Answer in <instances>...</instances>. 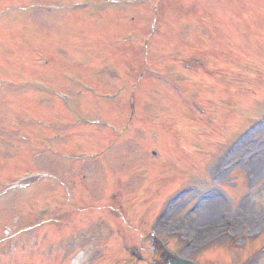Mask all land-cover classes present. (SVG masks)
<instances>
[{"label": "rangeland", "instance_id": "1", "mask_svg": "<svg viewBox=\"0 0 264 264\" xmlns=\"http://www.w3.org/2000/svg\"><path fill=\"white\" fill-rule=\"evenodd\" d=\"M72 1L0 0V11L7 9L0 13V78L13 80L0 83V189L6 188L0 197V241L3 236L20 233L6 245L0 242V264H17V261L18 264H40L29 254L38 246L35 225L44 218H52L56 212L59 217L54 219L61 223L55 227L63 232L55 236L54 230L44 228L39 231H42L41 237L48 234L47 239L50 235L54 239L72 233L75 239L62 243V249L69 251L67 259L59 250V254L44 264H119V258L125 257L124 251L118 248L121 245L135 246L141 258L148 261L149 242L140 241V238H145V230L152 228L169 247L183 255L195 257L203 264L211 258L218 262L222 257L218 259L215 255V245L228 243L227 219L232 222L228 229L235 237L232 243L246 241V236L258 229L262 233L255 241L258 246L264 240V169L252 184H246L247 169L238 162L240 156L233 154L231 165L222 170L219 179L217 176L216 181L213 180L211 172L223 156V147L231 134L258 108L259 112L264 109V102L258 103L254 96L264 97V0H160L158 35L147 42L152 22L148 18L149 7L140 0H127L126 3L120 0L119 6L106 9L108 17H114L116 12L122 19L113 20L109 33L99 29L103 26L104 8L94 9L89 5L82 14L73 13L72 8L66 7ZM89 2H98L100 6L102 1ZM21 3L34 4L35 8L25 12L18 7ZM188 9L191 11L186 13ZM208 10L213 14L211 20H216L210 26ZM125 18L127 22H123ZM221 29L223 33H219ZM133 31L137 32L134 42L122 39L124 33ZM215 35L220 39L215 40ZM82 41L88 43L85 49L89 53L115 56L113 62L118 73L108 66L96 77V81L108 86L111 92L116 91L117 86L123 88V79L131 78L136 82L137 71H130L131 66L139 70L147 63L157 64L156 68L152 67L159 79L156 76L148 78L150 73H145L134 89L135 99L142 104L137 108L140 112L130 113V90L120 94L118 106L106 100L102 105L95 104L94 112L92 105L83 102L87 91L83 90V95L80 90L74 95L86 80H91L89 75L73 73L65 65L77 57L76 50L82 46ZM180 43L191 45L183 46L188 56L199 57L188 68L217 63L215 69L226 75L218 79L217 76H204L205 81L199 83L190 69L183 70L178 63H172L174 67L169 70L171 61L166 54L178 52ZM145 45L147 48L143 47ZM10 46L24 54L11 56ZM218 46L221 51H213ZM143 49L147 56L135 58ZM40 56L49 62L44 63ZM22 57L26 59L24 64ZM9 60L15 62L14 67L6 65ZM34 65L37 68L28 72ZM39 67L41 71L37 73ZM56 70L63 73L67 82ZM175 75L181 77L182 82L185 80L188 91L203 102L206 114L195 111L190 103L178 102L167 82ZM78 76L83 83L71 82L78 80ZM33 81L40 84L36 82L31 88ZM102 88L100 85L99 89ZM154 90H157L155 95ZM55 92H66L68 100L61 101ZM162 92L165 99L160 98ZM69 106L81 125L76 128L78 139L69 137L71 143L65 144L64 150L74 149L76 156L57 155L55 158L61 159L55 161L53 152L46 148L32 150L35 140L51 144L45 139L50 136L51 129L47 125L27 128L28 117L36 115L46 121L44 124H63L69 117L64 107ZM116 107L121 109L115 112L119 114L116 124L123 143L116 145L121 146L118 151L114 144L105 151L107 142L114 138L107 133L110 126L86 121L101 118L110 124L115 119L110 112L105 114L104 111L116 110ZM132 123L135 127L124 132V124ZM254 132L255 136L249 140L261 148L264 122ZM151 151L156 153L153 155ZM74 167L75 170L71 169ZM33 171H40L39 177L46 178L35 181ZM120 171L124 172V180L119 179ZM43 173H49L50 177ZM27 181L32 182V186H16ZM180 188H185L186 193L171 198ZM44 190L46 193L41 195ZM194 196H211L215 200H206L188 217V207ZM171 199L170 209L164 212V205ZM213 203L216 204L215 215L210 219L200 217V211ZM46 206L51 207L48 212ZM159 215L164 223L155 226ZM67 223L73 225L72 229ZM82 239L88 245L82 246ZM185 241L190 243L188 248L184 247ZM100 244L102 246L97 247ZM16 255L19 258L15 261Z\"/></svg>", "mask_w": 264, "mask_h": 264}, {"label": "bare ground", "instance_id": "2", "mask_svg": "<svg viewBox=\"0 0 264 264\" xmlns=\"http://www.w3.org/2000/svg\"><path fill=\"white\" fill-rule=\"evenodd\" d=\"M258 177V176H257ZM213 200H215V199H213ZM214 204V203H213ZM215 207H216V204H214V205H212V204H210L209 206H207L205 209H202L201 211H200V217L202 216V217H205V218H207V219H210V218H212L215 214ZM248 208V207H247ZM199 226H201V225H199ZM199 228H201V227H199ZM203 231V229H200V231ZM201 231V232H202ZM200 232V233H201Z\"/></svg>", "mask_w": 264, "mask_h": 264}]
</instances>
